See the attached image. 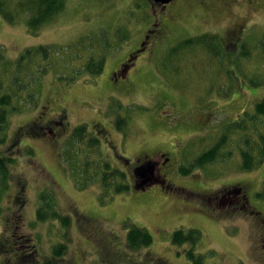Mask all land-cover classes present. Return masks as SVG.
I'll list each match as a JSON object with an SVG mask.
<instances>
[{"label":"rangeland","instance_id":"1","mask_svg":"<svg viewBox=\"0 0 264 264\" xmlns=\"http://www.w3.org/2000/svg\"><path fill=\"white\" fill-rule=\"evenodd\" d=\"M223 3H211L210 12L195 6L178 13L166 24L171 34L157 42L154 51L147 50L132 60L127 78L117 81L112 75L138 48L152 22L145 0H68L65 11L37 36L28 34L23 20L11 25L0 15V44L8 58L16 59L25 49L40 45L55 49L50 69L41 81L38 105L10 116L3 147L6 151L14 143L16 160L3 206L14 207L15 195H24L19 233L33 238L43 256L49 255L53 245L64 242L67 250L60 264H189V244L173 245L171 237L177 229L196 228L202 236L194 251L204 256L206 264H264V225L259 222L264 217V157L257 167L241 169V150L247 148L233 126L256 115V104L264 99V0H237L230 8ZM237 24L243 27L240 47L220 45L219 55L208 49L218 46L212 41L214 33L224 36ZM119 28L129 31L126 40H114ZM103 32L115 44L103 72L98 77L77 75L76 69L90 53H79L73 46L81 38ZM205 35L203 43L208 47L194 43L167 59L169 50L180 41ZM69 57L71 61L66 62ZM117 102L121 109L116 114L127 123L122 131L113 122ZM41 112L52 120L66 115L56 137L28 134V124ZM81 124L92 135H100V128L110 133L109 143L100 138V154L123 172L128 168L112 151V145L131 161L157 150L168 152V163L176 167V173H168V180L182 191L156 185L147 192L130 188L115 193L103 190L98 179L85 184V177L73 174L61 156L69 134ZM255 125L256 131L264 133V117ZM256 131H246V137L262 149ZM220 142L224 148L219 161L186 175L179 172L181 165H190ZM29 148L31 157L26 153ZM97 159L95 154L88 157L95 165ZM231 186L242 187L261 216L250 210H220L202 199V194L217 195ZM44 190L53 193L58 210L71 221L65 236L57 223L30 225L38 194ZM232 195H226L222 204L228 205ZM8 215L4 212L0 219L2 230L9 225ZM85 218L94 222L93 228ZM130 225L150 232L153 241L149 248L138 252L127 248Z\"/></svg>","mask_w":264,"mask_h":264},{"label":"trees","instance_id":"2","mask_svg":"<svg viewBox=\"0 0 264 264\" xmlns=\"http://www.w3.org/2000/svg\"><path fill=\"white\" fill-rule=\"evenodd\" d=\"M67 2L68 0H0V15L11 25H15L18 19L23 20L28 34L37 36L46 25L53 22L65 11ZM145 2L147 3L146 0ZM102 34L104 35L102 36ZM114 34V40L118 41L126 40L129 37V31L126 32L122 28L117 29ZM97 37L99 38L98 40ZM212 37V41L218 45L216 48L213 46H209V48L207 44L203 43L207 35L197 36L177 43L169 50L167 59L170 60L174 56L179 55L194 43H203L208 49L219 55L218 48L220 44L218 36L213 34ZM85 38H87V41ZM107 38L108 36L104 32L97 33L93 38H81L78 45L73 46L79 53L82 50L90 53L86 62L79 69H76L77 75L86 74L90 77L101 75L108 52L112 47H115V44H112ZM102 40L105 44H100ZM244 50H246L245 47L243 48ZM54 52L53 46L40 45L27 48L16 59H10L7 57L4 47L0 44V219L4 212L9 214V225H6L5 230L1 229L0 222V264H60L67 250L66 244L59 242L51 247L48 256H43L33 238L25 236L22 231L19 233L25 204V198L21 192L15 195L13 200L14 207L8 206L4 208L3 206V200L12 186V168L16 163L15 156L12 154L14 143L10 144L6 151L3 150L7 142L9 118L11 115L20 113L25 107L30 108L38 105L41 81L50 69V59ZM243 54L246 53L243 52ZM70 59L69 57L66 62H70ZM130 61L128 60V64L132 65L133 62ZM63 62L65 61L62 60ZM118 107V110L116 108L113 110L116 118L115 126L119 131H122V127L126 126L127 123L125 117L119 116V113L116 114L121 109V105L119 104ZM259 117H264V99L256 104V115L243 119L241 123H233V126H235L234 130L240 133V143L247 148V150H241V169L243 170H251L263 161L264 133L255 130L256 120ZM246 131L258 132L263 143L262 149H259V146L256 145L251 137L249 139L246 137ZM28 134H34L33 136L36 137L42 136V134L36 132L35 126H32ZM98 136L92 135L85 124L78 125L71 131L65 142L61 154L63 161L73 174L76 173L78 176L85 177V184H90L95 179H98L100 187L105 191L109 189L115 193L128 191L126 173L113 167L108 160L102 158L100 154L101 139ZM223 145L224 142L217 143L198 156L190 165H181L179 172L182 175H186L195 168H204L216 160L219 161L222 156ZM26 153L31 157L33 151L29 148ZM92 154L98 157L96 165L88 160V157ZM72 155L74 159L71 157ZM80 155L82 156L79 159ZM21 188H24V184ZM219 209L221 210V208ZM86 221L90 223L91 219ZM47 222L51 224L57 223L60 229L64 231L62 232L63 236H65L71 226L69 217L58 210L53 193L44 190L38 194V205L35 210L34 222L30 225ZM91 223L94 222L91 221ZM88 226L93 228L91 224ZM128 228L126 246L130 251L138 252L149 248L153 238L146 228L134 225H130ZM7 229L8 231L6 232ZM201 236V232L196 228H180L172 233L171 242L176 246L189 244V248L186 250L189 264H206L204 256L194 251Z\"/></svg>","mask_w":264,"mask_h":264},{"label":"flooded vegetation","instance_id":"3","mask_svg":"<svg viewBox=\"0 0 264 264\" xmlns=\"http://www.w3.org/2000/svg\"><path fill=\"white\" fill-rule=\"evenodd\" d=\"M217 0H171L168 4H160L154 1H148V6L152 11V22L150 27L146 30L145 35L143 36L141 42L138 45V48L132 51L128 56L125 62L119 66L116 72L112 75V79L117 81L119 79H126V76H122L124 74L125 66L127 67V62L130 59V56L138 59V57L145 53V51L150 50L154 51L153 48L157 45V42H160L163 37L169 34L170 28L167 27V22L173 21L176 15L184 10L191 9L193 7H203L206 11L210 12L212 10L211 3ZM224 2L223 4L227 5L229 8L234 5L237 0H221ZM247 3L249 0H245ZM243 27L240 24L233 25L227 32H225L224 36H218L219 44L225 48H238V41L241 37ZM171 34V33H170ZM132 62V61H131ZM46 107H43V110H46ZM46 112H41V115H38L31 124H28V129H31L32 126H35L36 132L42 135H52L53 137L57 136V130L63 128L64 122L63 119L65 116H59L57 119H47ZM115 116L113 122H115ZM161 122V120H158ZM95 126L100 127L95 123ZM99 134H96L98 137H102L108 143L110 142L109 132H107L104 128L98 129ZM103 135V136H102ZM112 151L115 152L116 156L121 159L122 164H124L128 170H126L128 186L129 189L133 188L135 191L139 192H147L150 191L154 186L158 185L160 188L181 192L182 189H177L169 180L168 173H176L175 172V164L168 163L170 162V154L166 151H155L151 153H145L139 156H136L134 161H131L129 158L122 157L119 155L118 150L114 145L110 146ZM128 172V173H127ZM232 189L223 188L220 192L215 194H202V199L209 205L215 206L217 208H221L227 211H235V210H250L249 213L253 215L261 216V213L257 211L247 200L245 194H243V189L240 186L234 187L231 186ZM189 193V192H188ZM233 194L231 197V202L228 205L222 204V199L226 195ZM189 195H193V193H189ZM197 195V194H196ZM86 219V218H85ZM89 220V219H86ZM261 225H264V217L261 216L259 220ZM91 224V221H90ZM92 228V227H91Z\"/></svg>","mask_w":264,"mask_h":264},{"label":"water","instance_id":"4","mask_svg":"<svg viewBox=\"0 0 264 264\" xmlns=\"http://www.w3.org/2000/svg\"><path fill=\"white\" fill-rule=\"evenodd\" d=\"M151 1H154L156 3H161V4H168L171 0H151ZM130 67H125L124 69V74L122 75L123 77L126 76V74L128 73Z\"/></svg>","mask_w":264,"mask_h":264},{"label":"clouds","instance_id":"5","mask_svg":"<svg viewBox=\"0 0 264 264\" xmlns=\"http://www.w3.org/2000/svg\"><path fill=\"white\" fill-rule=\"evenodd\" d=\"M261 19H264V15L261 16Z\"/></svg>","mask_w":264,"mask_h":264}]
</instances>
